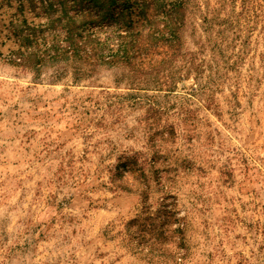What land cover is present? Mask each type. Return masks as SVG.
<instances>
[{
  "label": "rangeland",
  "instance_id": "rangeland-1",
  "mask_svg": "<svg viewBox=\"0 0 264 264\" xmlns=\"http://www.w3.org/2000/svg\"><path fill=\"white\" fill-rule=\"evenodd\" d=\"M0 264H264V0H0Z\"/></svg>",
  "mask_w": 264,
  "mask_h": 264
},
{
  "label": "trees",
  "instance_id": "trees-1",
  "mask_svg": "<svg viewBox=\"0 0 264 264\" xmlns=\"http://www.w3.org/2000/svg\"><path fill=\"white\" fill-rule=\"evenodd\" d=\"M92 1H96V0H92ZM110 2L112 3V0H110ZM53 12V11H52ZM63 15L66 16L67 15V11H62ZM23 24V23H22ZM74 25V17H69L68 21L66 22V27H67V31L69 32L70 36H71V30L69 28H72L71 26ZM21 42L20 44L22 46L25 47L26 43L30 42V40L27 37H23L20 38ZM69 40H71L69 38ZM54 51V50H53ZM43 60L41 59V57L38 56H29L28 58H26L25 60H23L19 65L21 66H29L31 65L32 67H36L40 64H42ZM169 200H171L169 197L163 199L158 207V210H156L154 213H152L150 211L149 206L144 207L143 210V214L142 216L144 217L142 220L143 221H150L151 223L149 224L151 226V231H149V233H153L154 229L162 227V226H172L174 224L177 223V219L175 218V213L173 211L174 209V203L169 202ZM155 220L157 221V223L155 222ZM138 222H142L141 218L134 222H132V224H139ZM173 234H180L181 233V229H174L172 231Z\"/></svg>",
  "mask_w": 264,
  "mask_h": 264
}]
</instances>
